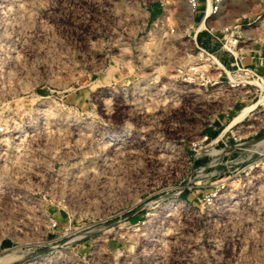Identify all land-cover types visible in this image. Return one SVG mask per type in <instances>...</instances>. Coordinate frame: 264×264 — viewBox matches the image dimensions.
Instances as JSON below:
<instances>
[{
	"label": "rangeland",
	"instance_id": "1",
	"mask_svg": "<svg viewBox=\"0 0 264 264\" xmlns=\"http://www.w3.org/2000/svg\"><path fill=\"white\" fill-rule=\"evenodd\" d=\"M223 4L0 0V257L264 264V92L189 70L241 22L264 75V0Z\"/></svg>",
	"mask_w": 264,
	"mask_h": 264
},
{
	"label": "built area",
	"instance_id": "2",
	"mask_svg": "<svg viewBox=\"0 0 264 264\" xmlns=\"http://www.w3.org/2000/svg\"><path fill=\"white\" fill-rule=\"evenodd\" d=\"M189 6L192 9L197 8L200 5V0H187ZM224 0H207V10L205 12V16L203 18V23H205V20L208 19L210 16L218 15L222 9ZM209 9V11H208ZM242 23H235L234 25H227L224 29L225 36L222 38L220 36H217L218 39L223 40L226 38V43L224 44V47H226L230 52L233 53L234 57L236 58V62L233 63L236 65V67L229 68L223 59H221L215 51H211L207 49L205 46H203L202 43H200L198 38V33L202 30H198V33L194 37L195 40V47L198 50L201 57L204 58V64L200 66H189V70H196L199 71L198 68H201L200 72L203 75L204 82L202 85L211 83V86L216 87L217 89H225L227 85L232 88L233 94L237 95V99H239V96H241L242 92L247 91L249 87H252L254 83L258 85L264 92V75L261 74L257 68L249 67L246 65H240L238 62V46H239V38L240 34H238V30L241 27ZM207 31H210L207 27L205 28ZM229 36V39H228ZM202 44V45H201ZM202 67L204 69H202ZM213 72L217 73V78L213 77ZM225 74V75H224ZM184 79L189 80L191 79L189 73L184 74ZM223 76H227V82L223 80ZM251 77H253V80H250ZM190 81V80H189ZM261 81V82H260ZM261 83V84H260ZM247 88V89H246ZM264 97V95H263ZM208 201L214 199L213 196H209Z\"/></svg>",
	"mask_w": 264,
	"mask_h": 264
},
{
	"label": "bare ground",
	"instance_id": "3",
	"mask_svg": "<svg viewBox=\"0 0 264 264\" xmlns=\"http://www.w3.org/2000/svg\"><path fill=\"white\" fill-rule=\"evenodd\" d=\"M206 8H207V7H206ZM208 11H209V9H208ZM201 27H203V26H201ZM247 111H248V109H246V110L244 111V114H245ZM169 205H172V202L169 203ZM167 206H168V205H167ZM162 209H163V208H162ZM17 254H19V253H17ZM17 254H15V253H13V252H10V253L7 252V254L5 253L4 256L0 257V264H6L7 262H11V261H15V260H17V259L19 258V256H21V255L18 256ZM7 264H9V263H7Z\"/></svg>",
	"mask_w": 264,
	"mask_h": 264
}]
</instances>
